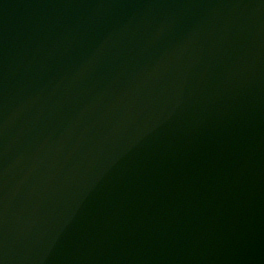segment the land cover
I'll return each mask as SVG.
<instances>
[{
    "label": "water",
    "instance_id": "95a60500",
    "mask_svg": "<svg viewBox=\"0 0 264 264\" xmlns=\"http://www.w3.org/2000/svg\"><path fill=\"white\" fill-rule=\"evenodd\" d=\"M0 264H264V0H0Z\"/></svg>",
    "mask_w": 264,
    "mask_h": 264
}]
</instances>
